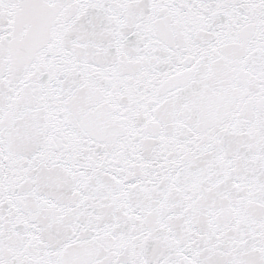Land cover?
Listing matches in <instances>:
<instances>
[{"label": "snow or ice", "instance_id": "6c2138e0", "mask_svg": "<svg viewBox=\"0 0 264 264\" xmlns=\"http://www.w3.org/2000/svg\"><path fill=\"white\" fill-rule=\"evenodd\" d=\"M0 264H264V0H0Z\"/></svg>", "mask_w": 264, "mask_h": 264}]
</instances>
